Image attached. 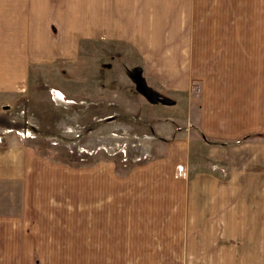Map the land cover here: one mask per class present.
<instances>
[{"label": "crops", "instance_id": "crops-1", "mask_svg": "<svg viewBox=\"0 0 264 264\" xmlns=\"http://www.w3.org/2000/svg\"><path fill=\"white\" fill-rule=\"evenodd\" d=\"M82 43L127 46L184 115L122 174L0 141V264H210L225 221L247 232L237 261L264 264V0H0V106L29 72L80 69ZM60 97L98 119L94 95Z\"/></svg>", "mask_w": 264, "mask_h": 264}, {"label": "rangeland", "instance_id": "rangeland-1", "mask_svg": "<svg viewBox=\"0 0 264 264\" xmlns=\"http://www.w3.org/2000/svg\"><path fill=\"white\" fill-rule=\"evenodd\" d=\"M81 48V67L76 71L61 64L29 72V78L37 80L30 95L17 96L13 103L0 106V141L10 136L29 138L40 155L70 165L109 158L115 163V171L122 174L146 158L147 148L162 150L164 139L157 131L171 130L173 126L164 120L180 118L184 112L160 107H173L174 102L148 83L127 46L82 43ZM191 93L196 99V85ZM61 95L83 99L94 95L98 119L90 121L89 103L80 104L81 112L73 113L72 103L64 110ZM195 99L190 106H196ZM178 101L182 107L189 106ZM156 122L159 126L153 127ZM223 226L222 231L215 228L211 232V255H220H214L210 264H250L237 261L239 254H249L244 245L247 232L235 229L233 222L225 221ZM239 242L242 244L238 246Z\"/></svg>", "mask_w": 264, "mask_h": 264}]
</instances>
